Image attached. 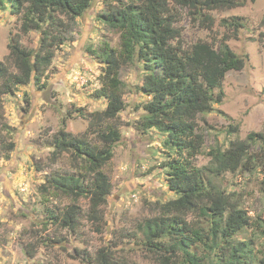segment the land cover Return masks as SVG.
Listing matches in <instances>:
<instances>
[{
  "label": "trees",
  "instance_id": "trees-1",
  "mask_svg": "<svg viewBox=\"0 0 264 264\" xmlns=\"http://www.w3.org/2000/svg\"><path fill=\"white\" fill-rule=\"evenodd\" d=\"M93 1L0 0V10L9 7L12 14H21L22 33L35 30L40 34L35 47L23 45L18 34L9 37L8 54L0 60V108L1 97L12 94L20 85L45 87L43 77L70 29L68 21L81 17ZM105 1L97 19L119 33V46L103 41L98 48L88 47L102 62L100 86L94 94L105 101V106L81 113L87 120L83 133L70 134L62 120V126L53 134L50 160L55 162L66 154L71 169L50 172L39 189L43 196L50 192L63 194L71 203L57 212L49 209L46 220L75 232L83 213L78 202L86 198L85 217L100 230V207L112 187L103 167L113 156L112 145L121 138L117 126L105 123L125 107V82L119 72L123 65L130 64L142 72L137 89L146 98L136 127L163 135L167 156L163 166L174 194L158 203V214L136 224L142 249L154 264H248L254 255V238L238 239L235 234L246 227H255L253 233L264 234V218L253 219L240 197L227 188L216 187L209 176L219 177L256 165L264 170V125L261 130L248 132L245 138L230 140L226 147L211 146L207 165L199 167L194 162L204 144L197 130L198 117L222 101L221 83L226 73L245 65L246 57L234 51L228 41L237 38L246 23L240 16L222 17L221 30L211 40L199 39L189 46L182 41L184 28L179 24L186 14L197 26L213 31V10L242 6L245 0ZM259 38L264 47L263 31ZM231 129L238 130V126ZM0 130L8 134L9 126L0 123ZM90 133L101 144L91 142ZM0 139L6 152L14 150L15 143L6 142L2 132ZM190 214L197 220H188ZM115 251L106 245L80 259L82 264H137ZM259 262L264 264V257Z\"/></svg>",
  "mask_w": 264,
  "mask_h": 264
},
{
  "label": "rangeland",
  "instance_id": "rangeland-1",
  "mask_svg": "<svg viewBox=\"0 0 264 264\" xmlns=\"http://www.w3.org/2000/svg\"><path fill=\"white\" fill-rule=\"evenodd\" d=\"M105 4V0H94L81 17L68 21L70 29L63 43L57 46L43 77L45 87L28 83L1 97L0 123L9 126V133L0 132L15 147L6 152L0 139V264H82L80 256H92L106 245L128 262L154 264L139 243L136 224L158 214V203L174 194L168 187L163 166L167 157L163 135L154 129L143 132L136 127V120L143 113L141 103L146 98L137 89L142 72L135 66L121 67L125 107L115 119L105 123L117 126L121 138L112 145L113 156L103 167L112 187L100 207L103 214L100 230L85 217L86 198L78 202L83 213L75 232L46 220L49 209L57 212L71 200L54 192L43 196L39 189L50 172L71 169L72 162L66 154L55 162L50 160L51 139L62 126V120L70 134H81L87 128V120L81 113L105 106V101L94 94L100 86L102 62L88 50V47L98 48L103 41L119 46V33L97 19ZM211 14L215 18L213 31L197 26L183 15L179 24L184 28V45L199 39L211 40L221 30L222 17L240 16L245 27L228 45L245 56L246 62L242 69L226 73L221 83L222 101L214 103L213 109L203 116L205 119L198 117L197 130L204 139L202 151L194 158L199 167L208 164L211 146L226 147L230 140L245 138L248 132L261 130L264 125V47L259 38V32H264V0H245L242 6L213 10ZM20 22L21 14H12L9 7L0 10V60L8 54L7 44L12 34H18L25 46L37 45L39 32L22 33ZM234 126L238 130H232ZM88 137L91 142L101 144L94 134ZM263 171L256 165L209 177L216 187L227 188L240 197L242 206L253 219H258L264 218ZM187 218L197 220L196 215ZM254 228L246 227L235 237L254 238V255L248 264H261L264 234L253 233Z\"/></svg>",
  "mask_w": 264,
  "mask_h": 264
}]
</instances>
